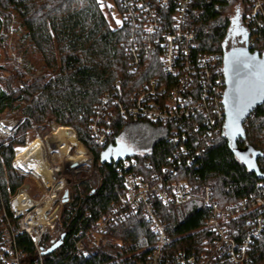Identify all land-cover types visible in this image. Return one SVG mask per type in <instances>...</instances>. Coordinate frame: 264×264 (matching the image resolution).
<instances>
[{
    "label": "trees",
    "instance_id": "obj_1",
    "mask_svg": "<svg viewBox=\"0 0 264 264\" xmlns=\"http://www.w3.org/2000/svg\"><path fill=\"white\" fill-rule=\"evenodd\" d=\"M237 2L192 0L190 6L187 27L196 35L193 57L217 56V61L210 64L211 75L215 77L213 81L221 79L222 75L219 76L216 69L223 65L224 54L236 48L229 40L233 26L230 12ZM240 2L243 5L241 21L246 44L250 37V29L245 24L248 6L245 0ZM175 3L172 1L169 13H162L168 24H171V13L175 12ZM12 25L24 31L27 37L25 55L34 66H42L44 74L29 82L21 72L0 67L6 74L0 76V116L12 117L23 108L22 114L28 118L11 138L0 142V191L4 199L7 200L10 193H16L26 180L14 169L15 149L25 147L32 123L43 125L52 117L57 125L75 129L79 143L94 156L95 173L90 181L70 190L72 201L63 205L56 229L45 235L42 248L47 251L53 240L58 237L60 240L64 234L66 238L54 253L43 256L44 264L143 262L154 246L156 236L142 213L107 229L99 245L90 250L89 258L75 253L74 239L78 233L93 228L123 196V178L118 172L121 161L137 159L141 167L135 174L147 175L149 172L143 167L144 163L151 162L155 166L153 170L159 171L161 166L170 164L169 158L178 148L169 137H165L157 140L145 156L121 151L117 154L121 157L119 162L102 163L106 152L119 150V136L132 122L113 119L112 135L104 146L96 145L91 136L93 119L98 108L104 105L105 98L126 101L155 80L161 87L176 83L177 79L167 77L163 72L162 50L148 54L142 52L136 70L130 71L134 61L132 40L137 44L142 37L123 26L113 29L98 0H0V59L1 52L6 53L7 36ZM251 52L264 54V39L256 41ZM200 84L198 82L199 87L192 95L195 100L200 98ZM183 119L201 127L206 121L193 115ZM221 124L220 134L200 145V155L193 153L194 166H183L180 177L189 179L197 188L211 187L223 205L253 197L264 199V179H261L264 178V105L248 119L246 139L238 142L240 150L252 148L260 154L255 166L252 153L246 155L245 161L231 147ZM191 139L188 144L193 143ZM197 140L201 144L199 137ZM155 207L168 227L175 251L192 250L207 237L204 225L208 212L198 204L167 208L155 203ZM17 245L24 255L23 264H39L28 236H19ZM252 256L254 264H264V235L255 243Z\"/></svg>",
    "mask_w": 264,
    "mask_h": 264
},
{
    "label": "built area",
    "instance_id": "obj_2",
    "mask_svg": "<svg viewBox=\"0 0 264 264\" xmlns=\"http://www.w3.org/2000/svg\"><path fill=\"white\" fill-rule=\"evenodd\" d=\"M172 1L176 2V9L171 13V24H168L162 13H169ZM245 2L248 6L245 24L250 29L245 47L251 50L256 41L264 39V0ZM114 3L116 7L109 6L106 1L100 5L110 16L117 11L121 18L120 26L142 37L137 44L132 40L134 46L131 47V54L134 61L130 71L136 70L142 52L148 54L161 49L163 72L167 77L177 80L174 85L167 87L159 86L155 80L126 101L105 98L104 105L98 108L93 119L91 136L96 145L104 146L112 135L113 119L120 118L132 123L162 125L167 129L166 137L178 148L173 157L169 158L170 164L161 166L159 171L153 170L155 166L151 162L144 163L143 167L149 172L147 175L135 174L141 167L135 158L119 163L118 172L123 178L125 192L93 228L78 233L74 239L75 253L89 258L90 250L99 245L107 229L142 213L151 225L156 242L147 258L139 264H254L252 253L255 243L264 235V199L253 197L223 205L214 196L211 187L197 188L189 179L180 177L183 166H194L193 153L200 155V145L215 134H220L221 123L225 131L226 86L223 65L216 69V73L222 75H219L221 79L213 81L215 77L211 75L210 64L217 61V56L193 57L196 35L187 27L192 0H114ZM198 82H201L202 91L198 92L200 98L195 100L192 95L199 87ZM191 115L206 120L203 127L183 119ZM5 120L0 121V138L6 135L4 138L9 139L18 129V124L16 122L12 128L6 129L2 127ZM23 120L28 118L24 117ZM189 139L192 144H188ZM19 148L15 149L14 169L31 178L15 165ZM85 151L87 164L55 169L51 167L54 170L53 181L48 190L40 188L41 197L38 200L23 189L24 186L14 194L10 193L7 200L0 191V264H23L24 255L17 245L21 235L31 239L37 253V263L44 264L43 254L46 250L42 248V241L46 234L56 229L64 205L63 193L68 190L69 202L72 201L69 187L80 183L77 181L79 174L86 171L88 180L93 176L95 159L86 148ZM150 151L140 155L145 156ZM66 173L71 176V182L64 178ZM47 201L51 202L49 210L41 215L38 210ZM155 203H161L167 208L196 203L205 209L208 212L204 225L207 237L201 245L189 251H175L174 241L167 225L157 214ZM58 241L59 237L52 241V246Z\"/></svg>",
    "mask_w": 264,
    "mask_h": 264
},
{
    "label": "rangeland",
    "instance_id": "obj_3",
    "mask_svg": "<svg viewBox=\"0 0 264 264\" xmlns=\"http://www.w3.org/2000/svg\"><path fill=\"white\" fill-rule=\"evenodd\" d=\"M98 1L100 3L106 1L109 6L116 7L114 0H98ZM230 13H231V20H232L233 26H232V32H231L229 43L236 45V48L245 47L246 44L244 40H245L246 34H245V31H243V24L241 21L242 15H243V5L241 4L240 0H238L237 4H235L232 7ZM104 15L113 29H116L117 27L121 25V18H120L119 13H117V11L111 16L109 15L108 12H104ZM26 46H27V37L24 31L21 30L17 25H12L10 33L7 36V50L5 51L6 53L1 52L0 67L8 68L12 71H19L24 75L25 81L30 82L34 78L42 76L44 74V71H43L42 66H39V67L34 66V64L26 57L25 55ZM18 59L19 60L21 59V62ZM5 75L6 74L4 70L0 69V76L4 77ZM22 111H23V108L17 111L16 113H14L12 117H9L10 119L16 120L18 124V129L21 126V124L24 122L23 118L26 117L22 114ZM5 119L6 117L0 116V121L5 120ZM59 127L61 126L57 125L55 123V120L52 117H50L48 118L46 123L43 125H36L32 123V130L29 131L26 135V145L25 146L27 147V150L28 148L32 146L38 147V149H41V152L44 155L47 163L49 162L48 170L50 172H52L50 166L55 169V168L64 167L63 165L64 163L66 166L72 163L73 157H77L79 154L78 153L80 150L79 146L82 145L78 141L75 129L69 127L68 129L70 130V134L76 136L78 145L71 146L69 148L67 156H64V157H62L57 147L56 155L58 156V158L54 162L53 157L55 155L52 153L53 148L51 147V144L54 142L57 143V139L55 140L54 136L56 134V128H59ZM166 135H167V129L165 127L157 128L147 123L134 122V123H130L121 133V135L119 136L118 145L121 150H124L128 154L146 153L149 150H151L153 144L157 140L165 138ZM4 137L1 136L0 142H6L8 140V139H5ZM72 147H76V149H73L71 151ZM80 167H83V166H80ZM61 172H64V171L61 170ZM94 173H93V176H94ZM67 174L68 173L65 174L64 178L68 182H71V176ZM91 179L88 180L86 171H82L77 177V181H79L80 183L75 186L69 187V189L73 190L75 187L81 185L82 183L86 181H90ZM37 184L38 183L35 178L26 177L25 183L23 185L24 187L22 186L23 189H26L29 192V194L36 200H38L41 197V189H40L41 186L40 184H38L39 186L37 187Z\"/></svg>",
    "mask_w": 264,
    "mask_h": 264
},
{
    "label": "water",
    "instance_id": "obj_4",
    "mask_svg": "<svg viewBox=\"0 0 264 264\" xmlns=\"http://www.w3.org/2000/svg\"><path fill=\"white\" fill-rule=\"evenodd\" d=\"M223 70L226 86L224 95L225 135L231 147L238 151L240 158L246 161V155L252 153L255 166L260 154L252 148L240 150L238 142L246 139L245 124L248 119L264 105V54L251 52L247 47L231 49L224 54ZM238 113L240 114L237 118ZM121 151L124 150L119 148L114 153L106 152L102 157V163L114 160L119 162L121 157L117 154ZM256 172L258 173L257 170ZM62 203H69L68 190L63 193ZM65 238L66 235H62L60 240L43 255L54 253Z\"/></svg>",
    "mask_w": 264,
    "mask_h": 264
},
{
    "label": "bare ground",
    "instance_id": "obj_5",
    "mask_svg": "<svg viewBox=\"0 0 264 264\" xmlns=\"http://www.w3.org/2000/svg\"><path fill=\"white\" fill-rule=\"evenodd\" d=\"M15 123H16V120H14V121L5 120L2 123V127L9 129V128H12L13 125H15ZM54 139L55 140L57 139V143L54 142L51 144V147L53 148L52 153L55 155L53 157L54 162L58 158V156L56 155L57 147H58V150H59L60 154L62 155V157H64V156H67L69 148L71 146L78 145L76 136L70 134V130L68 128H65V127L56 128V134L54 136ZM80 146H82V145H80ZM80 146H79L80 150L78 152L79 154L77 153L78 156L73 157V162L68 164L67 166L64 163L63 164L64 167H78V165L88 163L87 162L88 160L86 159L85 148L83 146H82L83 148ZM22 148L18 149V152L16 155V160H15L16 167H21L24 172L28 173L31 177L35 178L37 180V182L41 185V187L44 191L48 190L50 188L51 183H52L53 178H54V176H53L54 170H52L50 165L49 166H50L52 172H50L48 170V163L49 162L47 163L44 155L41 152V149H38V147H34V146L28 148V150H27L26 146H25V148L24 147H22ZM73 149H76V147H72L71 151ZM71 151H70V153H71ZM62 184L63 183L59 184V186ZM50 205H51V202L47 201L45 206L42 209L38 210V213H40L41 215L44 214L46 211L49 210Z\"/></svg>",
    "mask_w": 264,
    "mask_h": 264
},
{
    "label": "snow or ice",
    "instance_id": "obj_6",
    "mask_svg": "<svg viewBox=\"0 0 264 264\" xmlns=\"http://www.w3.org/2000/svg\"><path fill=\"white\" fill-rule=\"evenodd\" d=\"M239 114H240V113L237 114V118L239 117Z\"/></svg>",
    "mask_w": 264,
    "mask_h": 264
}]
</instances>
